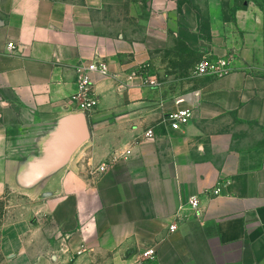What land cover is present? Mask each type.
Returning <instances> with one entry per match:
<instances>
[{"label": "crops", "instance_id": "crops-1", "mask_svg": "<svg viewBox=\"0 0 264 264\" xmlns=\"http://www.w3.org/2000/svg\"><path fill=\"white\" fill-rule=\"evenodd\" d=\"M223 2L0 0V200L39 192L59 229L75 236L73 264H173L191 219L212 225L238 264H264V14L248 6L227 16ZM194 55L228 59L235 71L198 78L178 98L159 80L186 78ZM96 59L110 74L91 77L88 140L44 172L46 143L71 119L78 74ZM180 109L193 118L173 130L163 120ZM230 122L263 135L219 162L201 159L213 128ZM34 169L43 173L27 189ZM77 206L86 217L73 214ZM150 250L156 257L144 259Z\"/></svg>", "mask_w": 264, "mask_h": 264}, {"label": "rangeland", "instance_id": "rangeland-1", "mask_svg": "<svg viewBox=\"0 0 264 264\" xmlns=\"http://www.w3.org/2000/svg\"><path fill=\"white\" fill-rule=\"evenodd\" d=\"M223 4L227 16L248 6H256L264 14V0H224ZM190 60L194 69L201 58L194 55ZM191 74L190 70L184 79H161L159 82H164L166 87L178 94V98L187 97L195 89L198 79ZM212 134L201 151V159L215 163L219 162L220 153L238 146H253L257 143L256 138L263 135L256 128L237 122H230L227 127H215ZM74 140H77L76 136L71 142ZM68 143L66 138L59 142V146L66 147ZM228 156L233 157L232 154ZM39 199V192L13 190L0 200V264H34L41 257L53 261L58 258L59 264H73L79 252L72 249L75 236L59 229L58 218L51 208H42ZM80 209L77 206L73 214L86 217V206ZM187 229L186 235L178 237L175 242L173 264H238V254L220 247L212 225H202L191 219Z\"/></svg>", "mask_w": 264, "mask_h": 264}, {"label": "built area", "instance_id": "built-area-1", "mask_svg": "<svg viewBox=\"0 0 264 264\" xmlns=\"http://www.w3.org/2000/svg\"><path fill=\"white\" fill-rule=\"evenodd\" d=\"M10 49H15L14 44L11 43L8 45ZM235 69L231 66V61L225 58L217 59V60H202L200 61L192 70V77L201 78V77H212V78H220L231 74ZM93 74H99L101 76H108L110 74L108 65L100 59H96L93 62L83 66L81 71L78 74L77 78V88L78 91L70 98V102L72 104V112H82L89 113L91 112L97 105V99L92 95V80L91 77ZM148 86H158V83L155 80L148 79L146 83ZM193 118V110L192 109H180L169 113L163 120V122L171 127L173 130H181ZM155 136L154 129H148L146 132V138L152 139ZM105 166L101 168V171H104ZM212 196L219 197L222 194V187L217 186L211 192ZM190 206L192 210H198L199 208V198L198 196H193L190 201ZM176 230L175 226L170 228L171 232ZM144 259H150L156 257V251L150 250L144 252L142 254Z\"/></svg>", "mask_w": 264, "mask_h": 264}, {"label": "water", "instance_id": "water-1", "mask_svg": "<svg viewBox=\"0 0 264 264\" xmlns=\"http://www.w3.org/2000/svg\"><path fill=\"white\" fill-rule=\"evenodd\" d=\"M70 117L71 119L66 121V123L62 125V127L56 129L58 133L50 136L49 140L46 143L47 149L50 151V154L48 158V165L45 166L46 168L42 169L44 172L51 169V167L55 166L57 163H61L64 160L67 161L72 156L74 151L78 147H80L86 140H88L89 134L86 114L82 112H72L70 114ZM73 125H75V127H77L78 129H75ZM74 136H76L77 140L71 142ZM66 138L69 142L68 146H63L62 148H60L59 142L65 141ZM42 173H40V171L38 172V169H34V173L32 175L33 177L31 178V180L29 181L27 177V179H25L26 181L23 182V185H27V189H29V186L31 185H33L32 187H36V181L40 178V175Z\"/></svg>", "mask_w": 264, "mask_h": 264}]
</instances>
